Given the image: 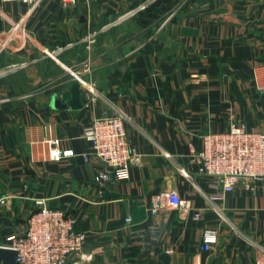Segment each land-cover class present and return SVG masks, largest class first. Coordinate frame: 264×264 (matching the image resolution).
<instances>
[{
    "label": "crops",
    "instance_id": "obj_1",
    "mask_svg": "<svg viewBox=\"0 0 264 264\" xmlns=\"http://www.w3.org/2000/svg\"><path fill=\"white\" fill-rule=\"evenodd\" d=\"M166 1L44 0L30 9L0 0V40L21 23L0 54V194L10 197L0 206V244L27 229L43 200L87 234L83 252L92 258L82 264H164V252L170 264H264V180L225 191L194 158L204 135L233 123L264 133V94L254 86V68L264 64V0H178L161 12ZM92 29L100 32L88 47L81 40ZM71 42L61 63L44 53ZM76 76L85 80L79 108L70 103ZM115 112L126 115L141 159L129 178L111 175L101 188L96 177L107 167L85 158V132ZM43 122L74 156L31 158L28 141ZM170 190L190 209L153 214L152 196ZM206 229L218 232L209 250Z\"/></svg>",
    "mask_w": 264,
    "mask_h": 264
},
{
    "label": "built area",
    "instance_id": "obj_2",
    "mask_svg": "<svg viewBox=\"0 0 264 264\" xmlns=\"http://www.w3.org/2000/svg\"><path fill=\"white\" fill-rule=\"evenodd\" d=\"M2 1L26 3L33 9L44 0ZM62 1L65 4H74L77 0ZM146 7L147 4L144 3L130 13ZM20 26V22L14 23L0 40V54L9 47L13 34ZM99 32L97 29L90 30L81 42L86 43L88 47L95 45ZM73 45L71 42L56 48H45L44 53L61 63L59 55ZM27 65L28 62L25 61L19 66ZM15 67L16 65H13V68ZM2 73L0 71V74ZM75 79L80 85L85 83L81 76H76ZM254 86L258 92L264 94V64L254 68ZM89 93L96 95L94 85H90ZM127 120L126 115L121 113H103L93 119L86 129L89 151L85 158L90 154L95 155L107 167L96 177L101 188L109 181L111 175L117 179L129 178L131 167L141 159L137 147L129 141ZM55 130L52 123L41 124L40 133L28 141L32 159L61 161L75 155L72 148L65 147V139ZM194 158L198 163V172L217 176L225 191H232L241 180L250 187L256 181L264 180V133L233 123L227 130L204 135L202 149ZM9 198V195L0 194V206H5ZM38 203L40 208L29 217L27 229L23 233L9 232L5 243L0 244V247L17 252L16 264H82L90 260L92 255L83 252L87 234L76 229L77 218L60 208L46 204L43 200ZM161 207L184 212L190 209V204L176 190H170L152 196L150 211L155 214ZM200 216V210L194 209L192 217L199 219ZM131 221V217L126 218V222ZM217 239V230L206 229L203 233V250L211 249V243ZM75 256L78 257L77 260L71 263Z\"/></svg>",
    "mask_w": 264,
    "mask_h": 264
},
{
    "label": "water",
    "instance_id": "obj_3",
    "mask_svg": "<svg viewBox=\"0 0 264 264\" xmlns=\"http://www.w3.org/2000/svg\"><path fill=\"white\" fill-rule=\"evenodd\" d=\"M174 65H166L163 64L162 68L166 73H170L173 70ZM71 92H72V98H71V106L73 108H79L81 107L80 103V83L76 81L73 86L71 87ZM16 256L17 252L13 249H8V248H2L0 247V258L3 259L4 264H16ZM161 259L163 260L164 264H170V256L168 253L164 252L161 254Z\"/></svg>",
    "mask_w": 264,
    "mask_h": 264
},
{
    "label": "rangeland",
    "instance_id": "obj_4",
    "mask_svg": "<svg viewBox=\"0 0 264 264\" xmlns=\"http://www.w3.org/2000/svg\"><path fill=\"white\" fill-rule=\"evenodd\" d=\"M176 1H178V0H167V1H166V4H165L166 6L163 5V8L161 9V12H164V11H166V10H170L171 8H173V5H174V3H175ZM146 9H147V8H146ZM146 9H144L143 11H145ZM165 9H166V10H165ZM153 19H156V17L153 18ZM162 20H163V18H161V20H159V21H162ZM127 36H128V35H127ZM127 36L125 35V36L121 37L120 40L125 39ZM93 46H94V45H93Z\"/></svg>",
    "mask_w": 264,
    "mask_h": 264
}]
</instances>
